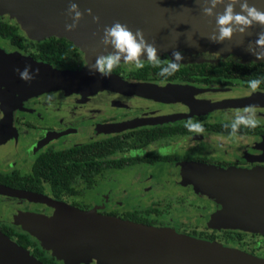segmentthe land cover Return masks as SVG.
Listing matches in <instances>:
<instances>
[{
	"label": "flooded vegetation",
	"instance_id": "obj_1",
	"mask_svg": "<svg viewBox=\"0 0 264 264\" xmlns=\"http://www.w3.org/2000/svg\"><path fill=\"white\" fill-rule=\"evenodd\" d=\"M47 41L65 54L49 59L39 49ZM0 49L51 70H89L73 42L27 37L6 13ZM228 62L233 70H222ZM144 63L122 70L121 61L101 84L104 77L92 73L76 85L35 93L0 79V233L39 264H112L107 242L100 251L63 243L57 254L45 252L31 235L38 232L16 221L94 207L99 215L264 258V83L256 92L248 85L264 70H239L246 63L230 59L195 60L163 77ZM249 105L260 124L231 136L224 124ZM189 119L204 133L190 132Z\"/></svg>",
	"mask_w": 264,
	"mask_h": 264
},
{
	"label": "water",
	"instance_id": "obj_2",
	"mask_svg": "<svg viewBox=\"0 0 264 264\" xmlns=\"http://www.w3.org/2000/svg\"><path fill=\"white\" fill-rule=\"evenodd\" d=\"M71 2L79 5L84 12L78 26L66 31L65 25L72 23L67 15ZM257 7L264 8V0H249ZM223 5L217 12L223 11ZM100 17L94 22L85 9ZM236 11H239L237 6ZM0 13L13 18L22 30L33 38L55 36L64 37L83 50L88 63H94L98 54L106 50L100 40L105 25L119 21L135 31H144L149 43L158 50L167 47L193 46L208 47L227 59L241 63L264 62L257 60L248 51L250 43L258 39L264 29L254 25L247 33L235 34L222 43L212 42L208 36L215 29V17L205 16L202 0H0ZM95 33V35H94ZM107 49L112 51L111 46ZM101 50V51H100ZM87 63V64H88ZM31 64L40 73L31 83L20 78L18 68ZM50 65L37 63L16 53H5L0 49V79L18 81L16 89L28 92H42L56 88H66L81 79L90 77V70L70 72L51 70ZM110 78H102L99 84ZM17 221L25 225H35L54 234L59 239H75L90 243L98 240H112L135 244L138 260L144 262L146 249L150 264H264V259L229 249L218 243L196 239L173 230L153 228L124 219L94 216L82 211H74L70 217L41 216L24 214ZM0 264H39L32 257L0 233Z\"/></svg>",
	"mask_w": 264,
	"mask_h": 264
},
{
	"label": "clouds",
	"instance_id": "obj_3",
	"mask_svg": "<svg viewBox=\"0 0 264 264\" xmlns=\"http://www.w3.org/2000/svg\"><path fill=\"white\" fill-rule=\"evenodd\" d=\"M220 5L224 6L223 11L217 12L216 9ZM237 6L239 11H236ZM85 12L92 16L94 22H99L100 17L94 15L91 8L85 9ZM202 12L205 16L215 17V29L208 36L215 43H222L225 39H231L235 34L243 35L254 25H259L264 29V8L257 7L255 3H249V0H202ZM67 15L71 17L72 23H67L65 30L72 31L78 26L84 12L80 10L77 3L71 2L67 9ZM100 42L106 50L111 46L112 51L97 56L94 63H88L86 66L90 72L98 73L104 78L110 77L122 60L134 65L136 70L143 69L145 67L144 61L147 60L152 67L160 69L159 75L167 77L180 70L181 61L184 59L181 51L174 50L172 59L162 61L158 55V48L154 42H148L142 29L137 28L133 31L127 24L119 21L110 26H104ZM254 44L255 46L252 43L249 44L248 51L257 60H264V30L258 33V39L255 40ZM145 55L146 59L144 58ZM219 56L220 53L217 52L216 57ZM16 71L20 78L28 83L35 80L40 73V69L38 67L33 69L31 64L25 65L23 69L18 68ZM261 83H264V77L252 79L248 85L252 92H256ZM259 124L255 106L249 105L242 111L236 112L234 118L225 123L224 127L231 130V136H235L242 126L256 128ZM185 127L196 134H202L205 131L200 122L192 119L186 122Z\"/></svg>",
	"mask_w": 264,
	"mask_h": 264
},
{
	"label": "rangeland",
	"instance_id": "obj_4",
	"mask_svg": "<svg viewBox=\"0 0 264 264\" xmlns=\"http://www.w3.org/2000/svg\"><path fill=\"white\" fill-rule=\"evenodd\" d=\"M18 27L20 28L19 25H18ZM21 31L27 37L33 38V37L29 36L27 34V32H25L24 30L21 29ZM33 39H37V38H33ZM174 50H179L183 53L184 59L181 61V63L195 61V60H207L211 63H214L219 59H227L225 56H223L221 54L219 57H216L217 51H215L213 49H209L208 47H199V46H193L190 49H185L183 47H181V48L180 47H167V48H163V49L158 50V55L160 56L161 60H164V61L170 60V59H172V52ZM81 51L83 52V50H81ZM110 51L111 50H109V49L103 50L98 54V56L102 55V54H107V52H110ZM83 54L85 55L84 52H83ZM144 58L146 59V55ZM145 61H147V60H145ZM73 64H75V63H73ZM129 68H132L131 64L125 63L122 65V70H129ZM96 74H98V73H96ZM96 210L97 209L93 207L91 209L84 210L82 212H85V213H88V214H91L94 216H102V217L104 216V217H109V218H114V219H120V218L112 217L109 215L108 216L107 215H99L96 212ZM41 216H46V215H41ZM54 216H56V215H54ZM57 217H60V216H57ZM67 217H70V216H67ZM18 223H20V222H18ZM27 226L34 229L36 232H38L36 234H31V235H32V237H34L36 239L37 244L40 247H42L45 250V252L56 253L63 248V243L74 244V245L75 244H87L91 247H94V248L96 247V249L98 251H100L101 248L104 247L103 246L104 242H107V249H109V251H107V249H105L106 252L104 254H106L108 256L107 258L112 262V264H150L151 263L149 258H147L148 256H151L147 249L145 250L146 255L144 258V262H142V260H138L137 257H138L139 247L135 244L124 243V242L122 243V242L112 241V240H98V241L86 243V242H82V241L75 240V239H59V238H56L54 234H51L50 232H48L45 229L40 228L39 226H35V225H27ZM150 227L161 228V227H155V226H150ZM162 229L172 230V229H169L167 227H164Z\"/></svg>",
	"mask_w": 264,
	"mask_h": 264
},
{
	"label": "trees",
	"instance_id": "obj_5",
	"mask_svg": "<svg viewBox=\"0 0 264 264\" xmlns=\"http://www.w3.org/2000/svg\"><path fill=\"white\" fill-rule=\"evenodd\" d=\"M39 49L43 54L48 55L49 59H52V58L55 59L59 57L60 55L65 54L63 50V46L56 44L55 41L44 42L40 45ZM234 64L232 62H228L227 65L224 66V68H222V70H233L232 67L235 66ZM229 66H232V67H229ZM193 68H194L193 70H206V69L210 70V67H208L206 64H194ZM239 70H264V62H258V63L249 62V63L243 64ZM242 74L243 75L245 74V77H247V79L250 78L249 71H244Z\"/></svg>",
	"mask_w": 264,
	"mask_h": 264
},
{
	"label": "crops",
	"instance_id": "obj_6",
	"mask_svg": "<svg viewBox=\"0 0 264 264\" xmlns=\"http://www.w3.org/2000/svg\"><path fill=\"white\" fill-rule=\"evenodd\" d=\"M258 258V257H257ZM260 259H264V258H260Z\"/></svg>",
	"mask_w": 264,
	"mask_h": 264
}]
</instances>
